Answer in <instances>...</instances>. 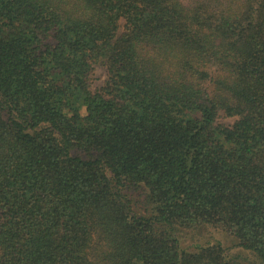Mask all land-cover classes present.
Returning <instances> with one entry per match:
<instances>
[{"label":"trees","instance_id":"trees-1","mask_svg":"<svg viewBox=\"0 0 264 264\" xmlns=\"http://www.w3.org/2000/svg\"><path fill=\"white\" fill-rule=\"evenodd\" d=\"M0 264H264V0H0Z\"/></svg>","mask_w":264,"mask_h":264},{"label":"rangeland","instance_id":"rangeland-1","mask_svg":"<svg viewBox=\"0 0 264 264\" xmlns=\"http://www.w3.org/2000/svg\"><path fill=\"white\" fill-rule=\"evenodd\" d=\"M105 69L101 66H96L93 72V76H92V80H91V89L94 91L96 89H98L99 87L102 86L103 81L105 79ZM234 122V120L232 119H225V118H220L219 119V123L221 124H232ZM216 240L220 243H222V245L225 248H229L230 250V254L233 256H240L242 258V260H246L248 262H252V258L248 253L243 252L242 250L236 248L234 246V241L232 238H230L229 236H227L224 233H220V232H214V231H209L205 234V236L199 238V239H191V237H184L183 241H184V245L185 247H190L192 245L193 242H202L205 243L207 240ZM194 240V241H192ZM201 243V244H202Z\"/></svg>","mask_w":264,"mask_h":264}]
</instances>
